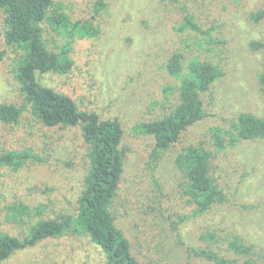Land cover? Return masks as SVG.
Wrapping results in <instances>:
<instances>
[{"label":"rangeland","instance_id":"374dc122","mask_svg":"<svg viewBox=\"0 0 264 264\" xmlns=\"http://www.w3.org/2000/svg\"><path fill=\"white\" fill-rule=\"evenodd\" d=\"M55 1L73 20L95 18L100 34L76 41L67 75L50 73L40 80L70 95L83 110L121 122L125 171L111 214L132 255L141 264H214L195 253L215 249L201 238L207 233L239 235L264 248V140L224 143L223 151L213 144L214 130L228 129L239 114L264 118V49L251 46L264 42V20H250L264 10V0H104L106 7L98 13V0ZM187 14L200 31L183 27ZM4 32L0 14V105L21 107L25 100L15 77L19 53L7 46ZM176 52L185 56V65L193 57L214 61L225 76L206 95L209 116L154 162V138L135 133L134 127L161 118L174 103L176 95L165 89H175L178 80L166 63ZM191 145L216 155L212 174L227 199L204 214H196L185 196L184 176L176 165L177 156ZM11 151H30L38 160L18 170L0 167V232L21 236L27 231L8 218L9 206L18 202L33 210L42 205L43 218L76 214L89 164L77 129L47 128L27 109L17 124L0 122V154ZM106 262V253L88 237L68 235L18 251L3 264Z\"/></svg>","mask_w":264,"mask_h":264},{"label":"trees","instance_id":"16d2710c","mask_svg":"<svg viewBox=\"0 0 264 264\" xmlns=\"http://www.w3.org/2000/svg\"><path fill=\"white\" fill-rule=\"evenodd\" d=\"M104 0L96 3V13L105 8ZM0 14L4 19L5 41L17 55L15 77L21 85L24 105H0V122L19 123L22 113L29 109L35 119L47 128L77 129L88 149V171L84 189L79 197L76 214L61 213L55 218H43L44 207L34 210L22 202L9 206V220L27 226L21 236L0 232V264L18 251L64 236H85L98 245L107 256L106 264H141L131 253L129 242L114 224L111 208L120 190L125 171L126 149L122 147L124 129L118 119H102L94 111L83 110L68 94L41 82L40 77L55 73L67 75L74 66L73 49L78 40L99 36L100 25L91 20H73L65 7L55 0H0ZM250 20H264V10L250 15ZM184 28L200 31L192 14L185 15ZM264 49V42L251 43ZM253 49V48H252ZM4 53L0 52V62ZM166 70L178 80L177 90L165 89L176 95L174 103L159 119L134 127L135 133L155 140L152 160L156 162L162 151H168L207 113L206 95L218 80L225 76L221 65L193 57L185 65V56L174 53L166 63ZM264 84V76L260 77ZM213 144L223 151L224 143L240 140H264V118L244 112L231 122L228 129L214 130ZM217 152V151H216ZM30 151H11L0 154V167L22 168L30 160H38ZM214 156V157H213ZM216 155L201 145L183 149L176 158L182 170L185 196L196 207V214H204L224 204L226 194L212 174ZM1 177V173H0ZM38 217V219H35ZM215 249L195 251L196 255L214 264H264V248L256 247L234 234L220 238L215 233L201 236ZM207 241V240H206ZM222 242L226 243L223 249ZM230 253L227 257L224 252Z\"/></svg>","mask_w":264,"mask_h":264}]
</instances>
